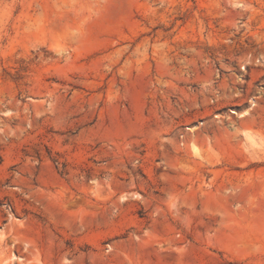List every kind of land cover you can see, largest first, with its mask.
Returning <instances> with one entry per match:
<instances>
[{"label":"rangeland","instance_id":"374dc122","mask_svg":"<svg viewBox=\"0 0 264 264\" xmlns=\"http://www.w3.org/2000/svg\"><path fill=\"white\" fill-rule=\"evenodd\" d=\"M0 264H264V0H0Z\"/></svg>","mask_w":264,"mask_h":264}]
</instances>
